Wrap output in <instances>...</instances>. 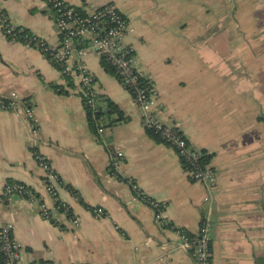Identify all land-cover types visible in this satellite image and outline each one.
I'll use <instances>...</instances> for the list:
<instances>
[{
  "label": "crops",
  "instance_id": "obj_1",
  "mask_svg": "<svg viewBox=\"0 0 264 264\" xmlns=\"http://www.w3.org/2000/svg\"><path fill=\"white\" fill-rule=\"evenodd\" d=\"M66 1L83 8L119 5L132 28L125 41L156 92V116L211 153L214 186L209 191L193 180L175 149L148 134L130 92L101 66L97 53L87 51L82 59L99 93L125 116L104 129L102 140L88 126L75 84L68 85L38 48L9 40L0 30V93L14 90L33 101L39 139L45 142L38 150L61 179L57 199L79 218L74 223L61 212L51 219L41 215V207L51 209L55 199L45 191L31 151L32 126L21 114L0 110V226L12 224L13 237L24 246L21 260L194 264L195 250L179 246L174 229L156 221L153 209L134 195V183L165 204L163 214L173 227L196 233L202 218H209L211 264H259L264 256V21L252 7L264 10V0L249 1L251 22L243 25L249 38L237 37L240 24L230 19L237 4L230 0ZM0 6L15 25L49 45L58 43L53 12L41 1L0 0ZM118 151L124 158L116 174L110 173ZM10 180L25 184L32 198L2 195ZM91 206H102L108 215L96 216Z\"/></svg>",
  "mask_w": 264,
  "mask_h": 264
},
{
  "label": "built area",
  "instance_id": "obj_2",
  "mask_svg": "<svg viewBox=\"0 0 264 264\" xmlns=\"http://www.w3.org/2000/svg\"><path fill=\"white\" fill-rule=\"evenodd\" d=\"M53 12L55 25L59 40L56 45L47 44L39 36L32 34L25 37L21 42L27 46L39 48L49 55L52 64L59 67L60 73L66 78V82L71 81L78 88V93L92 110H98L99 89L95 84L94 75L90 72L82 57L87 51H93L100 57L107 59L114 70L115 75L122 85L128 90L134 99L145 129H151L158 133L160 138L166 140L179 155L186 158L191 178L203 182L208 190L212 191L214 186V171L209 165L198 164V149L193 146L180 133L178 128L163 123L154 112L156 92L144 78V75L137 68L132 47L126 43L125 37L132 30L118 4L107 2L91 8H83L73 5L66 0H39ZM0 30L8 39L16 38L18 31L22 30L4 12L0 6ZM77 42L84 45L78 47ZM0 110L14 111L21 114L30 121L32 126L31 151L37 165L43 172L45 191L55 199L54 206L48 209L41 207L40 213L47 219L53 217V213L61 212L68 217L71 222L77 223L76 216L70 205L57 199L56 184L61 183L59 175L53 169L48 158L38 150L39 139L38 125L33 115V101L28 97L21 96L12 90L7 93H0ZM102 119V116H101ZM102 126L97 127V136L102 139L104 135ZM124 158L123 153L118 151L112 156L109 164L110 173L116 174V169L120 161ZM135 191L134 195L147 203L154 211L156 221L165 227H171L179 235V246L183 248H193L195 250L194 264H211L210 259V220L203 217L199 229L196 233H188L183 228L173 227L164 216L165 204L147 196L143 191L132 183ZM20 194L32 198V191L22 182L10 180L5 182L2 195ZM77 198V194H74ZM210 192L204 196V200L209 202ZM90 210L96 216L108 215L102 206H91ZM24 246L12 235V224L4 223L0 226V264H61L56 260H29L22 261L21 255Z\"/></svg>",
  "mask_w": 264,
  "mask_h": 264
},
{
  "label": "trees",
  "instance_id": "obj_3",
  "mask_svg": "<svg viewBox=\"0 0 264 264\" xmlns=\"http://www.w3.org/2000/svg\"><path fill=\"white\" fill-rule=\"evenodd\" d=\"M32 34L33 33L30 32L28 29L22 27V30L18 31V33L16 34L19 36H17L16 38L9 37L8 39L14 40V41H19V42H24L25 37H31ZM83 45H84L83 42H77L78 47L83 46ZM38 49L44 54V56L52 64V62L49 59V55L43 50L42 46H39ZM100 64L106 71L113 73L115 75L113 68L111 67V65L109 64V62L107 61V59L105 57H103V56L100 57ZM52 65L56 69H59V67L56 64L55 65L52 64ZM65 80H66V78H65ZM67 84L69 85V84H73V83L71 81H68ZM53 87H55L57 90L61 89L60 87H57V86H53ZM97 97H98V101H99L98 110H92L90 108V106H88V104L85 102V100L81 97V101H82V104H83V107L85 110V117H86L88 126H89L90 130L93 132V134H95L96 136H97V134H96L97 133V127L99 125L102 126L103 128H106L107 126H109L114 121L125 119V116L123 115L121 109L118 107V105L116 103L112 102L108 98H104L100 93H98ZM104 102H106V104ZM101 116H102V119H101ZM146 130H147L148 134L151 135L152 137H154L155 139L169 144L166 140L161 139L158 133L154 132L151 129H146ZM100 140H102V139H100ZM197 151L199 153L198 164L201 166L209 165L211 153H207L203 149H198ZM179 160H180L181 165L185 169H188L189 165H188L186 158L182 155H179ZM67 187L70 189V191L73 194L78 193L71 186L67 185ZM133 192L135 193L134 190H133ZM258 262H259V264H264V256L259 258Z\"/></svg>",
  "mask_w": 264,
  "mask_h": 264
},
{
  "label": "rangeland",
  "instance_id": "obj_4",
  "mask_svg": "<svg viewBox=\"0 0 264 264\" xmlns=\"http://www.w3.org/2000/svg\"><path fill=\"white\" fill-rule=\"evenodd\" d=\"M231 4L233 3L237 4L236 12L231 14L230 19L233 22H236V24H240V29H241V35L237 36L238 38H249L247 33H250L248 30L243 29V25L245 22L250 24L251 20L249 19L250 17L247 16L246 14L249 11V5H250V0H230ZM259 5H256L253 3L252 9L255 8V11L253 12L255 14L256 19L263 20L264 21V10L258 7ZM260 21V22H263ZM249 70V68H246Z\"/></svg>",
  "mask_w": 264,
  "mask_h": 264
}]
</instances>
